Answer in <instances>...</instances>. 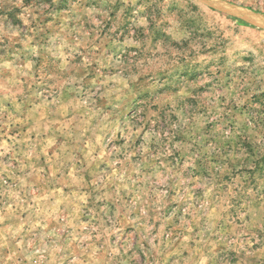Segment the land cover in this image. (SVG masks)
<instances>
[{"label":"rangeland","instance_id":"1","mask_svg":"<svg viewBox=\"0 0 264 264\" xmlns=\"http://www.w3.org/2000/svg\"><path fill=\"white\" fill-rule=\"evenodd\" d=\"M0 264H264V0H0Z\"/></svg>","mask_w":264,"mask_h":264}]
</instances>
